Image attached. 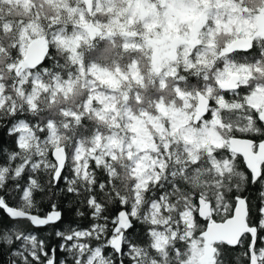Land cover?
Instances as JSON below:
<instances>
[{
    "label": "snow or ice",
    "instance_id": "snow-or-ice-1",
    "mask_svg": "<svg viewBox=\"0 0 264 264\" xmlns=\"http://www.w3.org/2000/svg\"><path fill=\"white\" fill-rule=\"evenodd\" d=\"M155 6L161 29L177 8L192 22L135 96L127 50L83 12L71 34L57 16L0 44V130L15 145H0V264H264V0ZM97 38L108 43L90 61ZM65 208L90 223L65 224ZM46 226L58 245L39 235Z\"/></svg>",
    "mask_w": 264,
    "mask_h": 264
},
{
    "label": "trees",
    "instance_id": "trees-1",
    "mask_svg": "<svg viewBox=\"0 0 264 264\" xmlns=\"http://www.w3.org/2000/svg\"><path fill=\"white\" fill-rule=\"evenodd\" d=\"M94 7L92 12L87 9L86 3H76V0H0V28H3V33L0 34V44L7 46L10 43L19 42L23 39V33L28 29L36 31L41 25H45L48 20L57 16L67 24V31L69 34L72 32V26L68 23L72 16H79L81 12L84 13L86 19L81 21V24H87L89 28L93 25L100 27L103 25L105 28L111 30L113 35L111 40H114L116 45L122 49H126L125 55L121 60V64H129L128 70L131 68V64L135 63L137 73L140 76L138 79L132 77V80L128 83H124V87H131L133 96L136 94V90L144 89L145 86V74L149 72L154 65H158L154 59L153 50L148 51L149 38L144 36L147 33L146 25H143V20L135 17L131 22H128V15L131 6L135 1L139 0H93ZM157 1V0H152ZM101 2H103L101 4ZM101 4V5H100ZM101 6L103 9H99ZM76 11L73 12L72 10ZM52 31L51 29L48 30ZM29 33V32H28ZM43 41V37H37ZM108 43L105 39H96V48L93 52L88 54L89 60H94L98 52L103 49ZM0 52H4V48L0 47ZM135 53V58H132V54ZM61 63L63 61L61 60ZM45 67H51L52 61L49 60L44 64ZM7 76V73H5ZM192 83H196L195 78H191ZM143 97L145 99L151 98L155 100L157 95L156 87L152 86L143 91ZM85 127L80 129V132L84 135H88L90 129L93 127L92 123L85 121ZM14 138L7 135V130H0V145L4 148L15 147L13 143ZM3 156L0 155V160ZM68 174V173H66ZM253 198L254 203L257 196V186H251L246 193ZM61 202L64 205L68 204V199H63ZM47 209V204L43 205ZM65 221L64 223L79 224L81 226H87L90 223L88 217L83 219L77 218L73 209L65 208ZM2 215V213H0ZM217 221H220L219 217H216ZM201 225H205L206 222L201 219ZM56 227H60L58 224ZM136 235L139 239H143L142 230L138 226ZM53 229L44 227L38 230L41 237H51L49 239L50 246H56L60 243L58 238L52 236ZM106 251H111L107 249ZM231 253H239L241 249H228ZM51 254V253H50ZM56 259H63L65 253L57 249L55 253Z\"/></svg>",
    "mask_w": 264,
    "mask_h": 264
},
{
    "label": "rangeland",
    "instance_id": "rangeland-1",
    "mask_svg": "<svg viewBox=\"0 0 264 264\" xmlns=\"http://www.w3.org/2000/svg\"><path fill=\"white\" fill-rule=\"evenodd\" d=\"M16 1V0H15ZM21 1V0H20ZM26 1V0H23ZM92 2V6L94 5V1ZM103 2H101L102 4ZM160 0L152 1V0H139L135 1L133 6H131L129 15H128V22H131L135 17L138 16L139 19L143 20V25H146L147 33H144V36L149 38V44L152 45V50L154 53L155 62L158 64L160 59L169 54V42L175 43L178 35V28L177 25H188L192 21L189 20V17L193 15L192 11L189 9L177 8L174 10V18L170 24H168L167 29H161L158 27V24L164 20L162 15H157L161 12V9L157 8L155 5L159 4ZM100 4V5H101ZM94 7V6H93ZM92 7V8H93ZM99 9H103L99 6ZM148 25H151L150 27ZM151 33V35H149ZM29 33L25 30L23 33V39L27 37ZM32 41V40H31ZM29 41V43L31 42ZM132 74V77L138 79L140 76L137 73V68L135 67V63L131 64V68L128 70ZM106 88H102L101 91L98 93L101 98L105 95H111ZM118 99H122L119 96V93L115 94ZM145 119L148 123H152L153 117L150 113H145ZM141 130L143 135H148L147 127L141 124Z\"/></svg>",
    "mask_w": 264,
    "mask_h": 264
},
{
    "label": "water",
    "instance_id": "water-1",
    "mask_svg": "<svg viewBox=\"0 0 264 264\" xmlns=\"http://www.w3.org/2000/svg\"><path fill=\"white\" fill-rule=\"evenodd\" d=\"M87 7H88V10L89 11H92V2L90 0H87ZM44 44L41 40H39V38H37L36 40H32L30 43H29V48L30 49H40L41 47H43ZM217 222H221V221H217Z\"/></svg>",
    "mask_w": 264,
    "mask_h": 264
}]
</instances>
